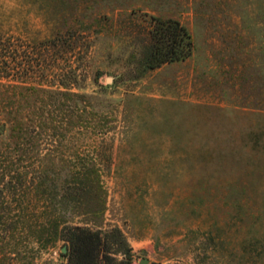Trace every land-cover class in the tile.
Returning <instances> with one entry per match:
<instances>
[{
    "label": "rangeland",
    "instance_id": "obj_1",
    "mask_svg": "<svg viewBox=\"0 0 264 264\" xmlns=\"http://www.w3.org/2000/svg\"><path fill=\"white\" fill-rule=\"evenodd\" d=\"M153 17L193 54L137 76ZM0 74V124L26 115L21 150L56 186L8 196L0 264H67L50 219L119 228L133 264H264V0H0ZM84 167L80 203L63 184Z\"/></svg>",
    "mask_w": 264,
    "mask_h": 264
},
{
    "label": "trees",
    "instance_id": "obj_2",
    "mask_svg": "<svg viewBox=\"0 0 264 264\" xmlns=\"http://www.w3.org/2000/svg\"><path fill=\"white\" fill-rule=\"evenodd\" d=\"M150 39L149 44L144 47L143 53L139 58V74L137 76H143L147 72L168 63L184 61L193 54V35L178 19L153 17ZM57 40L60 39L58 37L47 39L41 44L50 46V43L54 42L53 44H55ZM2 77L4 75L0 74V78ZM17 86L15 85L16 88ZM27 89L34 91H41L42 89L44 91L46 88L34 86ZM47 90L50 91V88ZM56 92L68 98L70 96L78 98L84 96L65 87H60ZM8 113L10 133L6 134V124L4 122L0 124V232L9 214L17 213V218L22 219L21 213L24 211L22 210L21 212L20 201L16 202L17 208L14 209V204L7 199L9 195L15 197L18 194L22 195L28 190L34 189L37 195L51 202L56 189V186L52 187L51 184L49 185L50 175L48 170L36 168L32 156L25 154L21 150V147L26 144L21 139L31 132L30 122L25 120L26 115L23 112L21 113L20 110H13ZM62 120L64 118L61 117L60 121L62 122ZM64 123L62 124L65 125ZM72 123H74V120H69V124ZM94 173L96 181L100 183L98 170L84 167L79 170L75 177L73 176V179L65 180L63 186L65 188L68 185L73 186L75 191L73 194L70 193V195H76V197L74 196L75 200L82 203L81 197L83 193L96 188L97 184H93L91 181ZM99 187L102 189L100 184ZM63 195L66 199L68 198L67 190H65ZM102 205L104 209L106 205L105 199H103ZM50 223L54 238H63L69 244L68 253L63 254V256L68 258L67 264H133L134 255L132 249L119 228H113L108 231L94 230L90 227L70 225L66 222L61 224L58 219H50ZM2 244L4 242L0 241V245Z\"/></svg>",
    "mask_w": 264,
    "mask_h": 264
},
{
    "label": "water",
    "instance_id": "obj_3",
    "mask_svg": "<svg viewBox=\"0 0 264 264\" xmlns=\"http://www.w3.org/2000/svg\"><path fill=\"white\" fill-rule=\"evenodd\" d=\"M68 251V247L67 246H64L62 248V252L66 253ZM140 264H151L150 263V259L149 258H143L141 261H140Z\"/></svg>",
    "mask_w": 264,
    "mask_h": 264
}]
</instances>
